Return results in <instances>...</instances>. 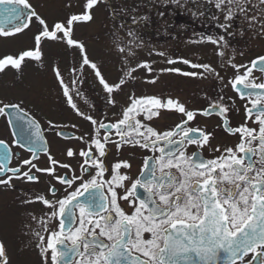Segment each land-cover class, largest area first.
<instances>
[{
	"label": "snow or ice",
	"instance_id": "snow-or-ice-1",
	"mask_svg": "<svg viewBox=\"0 0 264 264\" xmlns=\"http://www.w3.org/2000/svg\"><path fill=\"white\" fill-rule=\"evenodd\" d=\"M100 3L101 0H85L82 12L70 14L66 20L49 25L36 13L29 0H0V36L8 37L21 32L29 26L33 17L41 26L34 36L35 47L17 56L0 58V72L8 68L20 71L29 59L41 61L44 42H63L82 53L81 68H73V74L82 71L83 66H90L109 94L108 103L115 106L117 102L113 94L134 80L133 74L139 68L152 69L145 61L126 67L122 78L114 84L104 79L97 64L88 58L84 44L73 38L75 25L91 21L92 10ZM259 3L264 5V0H259ZM222 5L227 6L226 21L240 13L249 21L250 27L260 23V31L264 33V11L260 18L248 15L250 7H256L252 0H216L218 9ZM128 35L133 37L129 45L118 49L125 58L129 54L134 55L135 33L129 32ZM223 39L222 36L219 40L208 37L218 46ZM217 54L224 55L223 51ZM174 62L168 61L170 64ZM183 63L191 62L184 60ZM191 66L219 77L210 64ZM231 66L237 74L228 84L251 105H245V124L235 128L230 125L228 113L231 109L223 102V97L211 102L207 108L189 110L171 97L162 100L157 96L131 95L120 118L104 123L79 109L57 67L54 72L66 102L78 116L93 126L87 136L57 133L65 139L84 144V147L69 146L64 150L67 159L77 160L76 168L51 155L39 122L20 104L0 101V115L11 116L12 113L6 112V109L14 110L15 118L9 123L16 125L18 131L13 134L20 136L27 132L24 142H14L32 153L30 158L20 162V166L9 167L12 154L6 142L0 140V186L11 187L14 179L38 183L40 177L36 173H42L65 185L66 192L68 188L73 189L62 199L49 200L43 195L35 198L52 209L48 214L50 218L60 221L59 230L50 232L47 243L41 248L42 254L51 251L52 264H236L250 252L256 254L253 259L264 257V80L257 82L259 78L253 76V70L264 73V56L251 61V67ZM241 68L245 69L243 73L239 71ZM162 71L180 72V69ZM182 75L194 76L197 73L183 72ZM76 82L72 81L73 84ZM149 82L155 83V80ZM162 110L179 113L183 119L170 130L158 131L145 121L159 118ZM213 114L221 118L226 132L240 134V142L235 148L224 149L213 159H204L201 150L205 146L211 147L212 133L192 127L191 122L197 116L209 117ZM253 117V122L259 125L258 131L247 126V121ZM49 124L57 127L51 122ZM113 130L118 139L112 138ZM253 142H258L256 147H252ZM109 144L115 145L117 152L125 146L139 147L150 150L153 156L145 158L140 175L132 180L121 171L132 167L128 160H117L110 167L107 165ZM189 145L195 146L197 151L188 154ZM213 151L219 152L220 149L217 147ZM41 152L47 156L46 167H38L35 163ZM57 169L66 171L60 174ZM128 181H131L130 187L126 186ZM118 190H123V194ZM48 191L55 197V184H51ZM120 201H127L132 211L126 212ZM40 223L47 231L48 221L41 219ZM36 235L43 244L45 237L39 232ZM257 249L261 251L257 252ZM0 264H8L2 241ZM260 264H264V258Z\"/></svg>",
	"mask_w": 264,
	"mask_h": 264
},
{
	"label": "flooded vegetation",
	"instance_id": "flooded-vegetation-1",
	"mask_svg": "<svg viewBox=\"0 0 264 264\" xmlns=\"http://www.w3.org/2000/svg\"><path fill=\"white\" fill-rule=\"evenodd\" d=\"M59 1L60 2L56 4V6H49L47 10L62 9L65 5L64 1L66 0ZM32 4L35 5L33 9L35 11L37 9L36 13L41 16L45 2L40 0L39 2H32ZM105 4L109 8L108 1L105 0ZM127 12H125L124 16H122L123 12H121V16L119 17V20L127 27L126 31L124 30L126 32L125 35H128V29L132 28L129 27L128 22L125 21H130V12ZM134 14L137 15V13ZM92 15L93 19L89 21V32L86 33L85 36L80 37L78 34H75L74 31L73 38L77 41L89 40L91 38H111L115 49L118 50V44L115 42L114 37L110 35L111 29L110 33H105L107 32L106 29L101 32L96 28L97 23L100 24L97 21L98 18L102 17L104 20V16L107 17V21L101 24L109 26V20L113 19V16H117L113 14L111 9L106 15L102 12L96 14L92 13ZM167 17L169 22H173L176 18L175 14L172 12L168 14ZM34 18L35 17L32 19ZM32 19L29 22V26L24 28L21 32L8 37H1L8 39L17 38L23 33L32 31L33 28H29L32 26ZM121 21L116 22V25H123ZM120 30L123 29L120 28ZM201 31L202 32L199 34L202 35V38L212 37L213 39H219L212 34H204L206 31ZM135 35V40L137 37H140L137 32H135ZM170 36L172 38V46L166 43L170 38H162V43L165 42L163 50L161 52L158 50L152 51L154 59L149 62L152 70L148 71L145 69L141 73V68H139L134 73L135 79L130 80L127 84L122 86L120 91L113 94V98L117 102L115 106L108 103L109 94L100 84L96 75H93L94 70L92 71L90 66H83L82 71H77L73 74L72 69H80L82 64L80 60H76L75 58L66 60L61 59V55L75 48L63 42H44L42 45L43 57H47V60L41 61L40 64L32 61L30 65L22 66L20 71L11 69L12 75L0 79V87L4 86L5 88L3 93H0V101L4 104H20L21 108L39 122L41 134L47 143L51 155L62 162L71 163L73 168L77 167V160L67 159L63 154L64 150L69 146L76 148L84 147V144L76 140L65 139L57 133L64 132L65 136H87L93 130V126L89 121L78 116L66 102L67 98L63 95V89L54 72V69L57 67L63 76L65 84L71 89L73 100L79 109L104 123L115 122L120 118L122 109L127 107L129 103V96L135 95L139 97L150 95L157 96L162 100H166L169 97L174 100H179L189 110L207 108L211 102L223 97V102L231 109L228 113L231 127L235 128L245 124V105L248 107H251V105L246 99H241L237 92L232 89L231 85L228 84V81L237 74L236 69L231 65L236 64L251 67V61L255 60L257 57L264 56V50H259L255 47L245 48L243 46H236V49H231L229 53V50L223 49L221 45L213 47L212 43L206 51L200 53L205 61L195 62L194 64H210L215 68L216 72L219 73V77H217L208 74L202 68H193L190 59L192 57L190 55H181V52L186 50L185 44L187 41L180 39V43L177 44L181 49H178L175 34L173 33ZM138 42H140V39ZM136 43L133 45L132 51L138 54L145 53V56H147L149 54L147 49L141 50L140 48L143 44L138 43L139 45H136ZM21 44L33 48L35 47L34 38L26 41V44L21 41ZM160 45L161 44L157 45V47ZM218 51H223V53L228 52L230 56L229 59L225 58L226 60H224V55L219 56L217 54ZM158 53H164V55H159ZM155 57H158L156 62ZM169 60L175 62L170 64L168 63ZM184 60L191 62L190 64H186L188 67L182 65L177 66V63H183ZM131 62L134 67L142 61L138 60L135 62L131 60ZM168 68H177L180 69V72L162 71ZM112 71L113 70H107V73L111 72V74H113ZM239 71L243 73L245 69L241 68ZM183 72H194L197 73V75L184 76L182 75ZM122 76L123 75H103L104 79L109 84L118 82ZM253 76L259 78L257 82L264 80V73L259 70H253ZM73 80L77 82L73 84ZM152 80H155V83L149 82ZM77 91L79 95H77ZM182 119L183 117L179 113L162 110L159 118H153V120L145 122L149 123L158 131L163 132L174 128ZM254 119L255 117H253L252 120H248L247 126L256 128L258 131L259 125L253 122ZM49 122L57 127H51ZM72 125L76 127L73 128ZM191 126L202 128L212 133V137L210 138L211 147L205 146L201 150L204 159H213L221 155L224 149L235 148L240 142V134H229L226 132L222 126L221 118L216 114L209 117H204L202 115L197 116L196 120L191 122ZM16 130L18 131L17 127ZM13 133L14 131L9 123L8 116L0 115V140L6 142L12 154L9 167L20 166V162L23 159H28L32 155V153L25 148L19 147V145L14 142L16 140L24 142L27 132L25 131L20 136H15ZM103 134V130H101V135ZM112 138L114 140L118 139L114 134V130ZM257 143L258 142H253L252 147H256ZM217 147L220 151H213V149ZM107 148L109 152L106 158L107 165L110 167L117 160H128L132 167L130 169H122L121 171L126 172L132 180H135L140 175L145 158L153 156L150 150L141 149L139 147L132 148L125 146L119 152H117L113 144H109ZM196 151L197 148L193 145L187 147L188 154ZM156 155H159V153H156ZM35 163H37L38 167L48 166L46 154L41 152ZM57 171L60 174H64L66 170L57 169ZM77 174H79L78 169ZM36 175L40 177L38 183L28 182L23 179H14L11 187L0 186V241L5 245L8 264H52L51 251L49 250L47 253L42 254L41 248L47 243L49 233L59 230L60 221L58 218H50L48 214L52 209L45 206L42 202L36 201L35 198L38 195H43L49 200L62 199L67 195V192H71L73 189L68 188L66 192V186L52 180L51 177L42 173H36ZM68 175L71 176V172H69ZM51 184H55L57 189L55 197L48 191ZM126 186L130 187L131 181L126 182ZM118 191L123 194V190ZM141 195H143V190H141ZM26 201L34 202L26 203ZM120 205L126 212L130 213L132 211L127 201H120ZM41 219L48 221L47 231L44 230V226L40 223ZM37 232L45 237L43 244H41L39 237L36 235ZM145 238H148V234H145ZM38 244L41 246L38 247ZM260 251L261 249H257V252ZM255 255V253L250 252L242 261L238 260L236 264H249V262H251V264H260V260L264 257H256V259H253Z\"/></svg>",
	"mask_w": 264,
	"mask_h": 264
},
{
	"label": "rangeland",
	"instance_id": "rangeland-1",
	"mask_svg": "<svg viewBox=\"0 0 264 264\" xmlns=\"http://www.w3.org/2000/svg\"><path fill=\"white\" fill-rule=\"evenodd\" d=\"M39 2L40 0H29V3L32 7L35 5L32 2ZM45 2L42 8L41 17L46 20V22L51 25L54 21L57 20H66L70 14H78L83 11V5L85 0H66L65 5L62 9H53L47 10L49 6H56L60 1L59 0H42ZM62 1V0H61ZM109 3V8L105 4V0H101V3L96 6L92 13L102 12L104 15L108 14L110 9L113 14V19L109 20L110 24L102 25L101 23L107 21V17L104 16L98 18L96 28L103 32L104 29L107 30L105 33H110L115 42L119 47H127L129 41L133 39L126 34L127 27L124 23L119 20L121 12L122 16L125 15V12L129 13V19L125 20L128 22L129 27L128 32L135 33L137 32L140 37H137L135 40L136 45L143 44L140 46L141 50H146L149 52L147 56L145 53L138 54L134 52V55L129 54L127 58L119 50H116L114 44L112 43L111 38L106 39H89L80 41L84 44L88 58L97 64L99 71L102 75H123V71L126 67H133V61L141 60L142 62L148 63L154 59L152 51L158 50L162 51L164 43H162V38H167L169 43L172 46L171 34H175L176 45L178 49L181 47L177 44L180 43V39L186 40V50L181 52V55L188 56L192 58V64L195 62L205 61L201 57L200 53L206 51L208 47L212 44L208 38H202V35L199 34L206 31L204 34H212L213 36L224 37L222 41H219V45L223 49L229 50L236 49V46H243L245 48H253L259 50H264V33L260 31V23H254L253 26H249V21L245 20L243 14L236 13L231 20H225V15L227 13V6L222 5L218 9L215 4L216 0H106ZM252 4L256 5L255 8H251L248 12L249 17L256 15L258 18L261 17L262 11H264V5H260L259 0H252ZM70 5V6H69ZM37 11V9H36ZM127 12V13H128ZM174 13L176 18L172 22H169L167 17L168 14ZM134 13H137L135 15ZM115 18V19H114ZM135 20V22H134ZM118 21H121L123 25H116ZM221 25H224L222 27ZM40 25L38 21L34 18L32 19V31L23 33L17 38H4L0 36V58H3L6 55L17 56L20 52L28 49H32L31 46H25L21 44V41L26 44V41H29L31 38L38 33L40 30ZM110 27V28H109ZM102 28V30H101ZM123 29V30H120ZM90 30L89 22L77 23L75 25V34H78L80 37H83ZM125 30V31H124ZM127 32V33H128ZM104 34V33H102ZM93 37V36H90ZM136 37V35H135ZM140 39V42H138ZM219 40V39H214ZM160 41V42H159ZM191 41V42H190ZM138 44V45H139ZM161 44L157 47V45ZM135 45V46H136ZM218 46L213 44V47ZM134 47V46H132ZM82 53L76 47L61 55V59H71L75 58L76 60H81ZM228 52H224V60L229 59ZM226 58V59H225ZM158 57H155V62ZM178 59V58H176ZM47 60V57H43L41 61ZM34 60H26L22 66L30 65ZM41 61H34L40 64ZM150 64V63H149ZM191 64V65H192ZM188 67V65L183 63H177ZM12 68L6 69L4 72H0V79H3L6 76L12 75ZM107 70H113V74L107 73ZM145 70L141 68V73ZM93 71V69H92ZM146 74V73H143ZM22 75V74H21ZM93 75L94 71H93ZM135 75V74H133ZM5 85V84H3ZM5 90L4 86L0 87V93ZM1 93V94H2Z\"/></svg>",
	"mask_w": 264,
	"mask_h": 264
},
{
	"label": "water",
	"instance_id": "water-1",
	"mask_svg": "<svg viewBox=\"0 0 264 264\" xmlns=\"http://www.w3.org/2000/svg\"><path fill=\"white\" fill-rule=\"evenodd\" d=\"M6 112L12 113L11 116H8V119H9V120H14V118H15L14 110H12V109H6ZM11 126H12V128H13V131L16 132V131H17V130H16V125L11 124Z\"/></svg>",
	"mask_w": 264,
	"mask_h": 264
}]
</instances>
